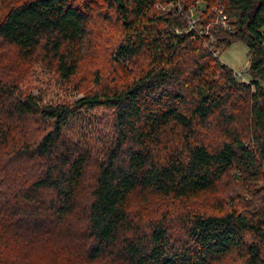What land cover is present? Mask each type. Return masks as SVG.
<instances>
[{"label": "trees", "instance_id": "16d2710c", "mask_svg": "<svg viewBox=\"0 0 264 264\" xmlns=\"http://www.w3.org/2000/svg\"><path fill=\"white\" fill-rule=\"evenodd\" d=\"M4 5L0 264H264V0ZM95 23L109 80L55 103L25 89L39 62L73 83ZM239 41L249 80L220 57Z\"/></svg>", "mask_w": 264, "mask_h": 264}, {"label": "rangeland", "instance_id": "374dc122", "mask_svg": "<svg viewBox=\"0 0 264 264\" xmlns=\"http://www.w3.org/2000/svg\"><path fill=\"white\" fill-rule=\"evenodd\" d=\"M200 2L202 5L204 4L203 1ZM5 6L0 8V18L6 11ZM114 40L115 36L110 29L95 23L91 26L89 35L82 41L83 59L73 83L62 80L53 68L39 62L33 66L32 72L26 81L25 89L35 95L44 97L45 101L53 103L74 100L82 96L83 91H86L92 84L91 74L95 69L101 68L103 74L108 73L105 81L109 80L112 70L109 69V64L104 57ZM88 51L91 52L89 57ZM220 53L221 59L236 70L235 74L237 76L249 80V73L247 72L249 66L248 48L243 42H235L226 49L220 48ZM261 84L264 86V79L261 80ZM223 181L218 183V186L223 187L227 193L229 186L224 185ZM255 185L256 183H248L249 189H253ZM218 193L217 191L209 192L193 200V204H198L199 207L207 209L213 204L214 200L219 199L216 197ZM158 200L160 202L164 199L158 198ZM154 201L156 203L157 200Z\"/></svg>", "mask_w": 264, "mask_h": 264}, {"label": "built area", "instance_id": "2783aa9c", "mask_svg": "<svg viewBox=\"0 0 264 264\" xmlns=\"http://www.w3.org/2000/svg\"><path fill=\"white\" fill-rule=\"evenodd\" d=\"M219 12L221 13L222 11L219 10ZM221 18H222V23L226 26H228L229 24V20L226 19V16L225 15H221ZM196 19L194 17L191 18L190 22H191V25L194 26L196 24Z\"/></svg>", "mask_w": 264, "mask_h": 264}]
</instances>
